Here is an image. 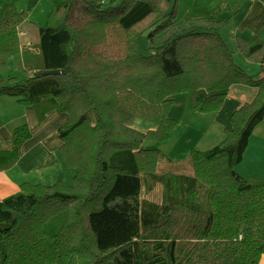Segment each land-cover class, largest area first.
<instances>
[{
    "label": "trees",
    "instance_id": "trees-1",
    "mask_svg": "<svg viewBox=\"0 0 264 264\" xmlns=\"http://www.w3.org/2000/svg\"><path fill=\"white\" fill-rule=\"evenodd\" d=\"M39 43L23 48L28 19L13 0L0 8V98L58 110L68 121L59 150L72 183H24L0 201V264H261L264 179L236 166L264 120V68H239L220 34L229 19H178L179 0H48ZM236 51L264 64V42ZM22 71L23 80L4 75ZM60 71L59 74L44 75ZM236 84L258 90L235 111L224 140L190 153L192 174L160 171L152 144L170 138L176 96L198 113L218 112ZM139 119L156 126L141 132ZM32 137L27 124L0 145V172L14 167ZM171 164V160L168 159ZM162 185L160 202L142 199Z\"/></svg>",
    "mask_w": 264,
    "mask_h": 264
},
{
    "label": "crops",
    "instance_id": "crops-1",
    "mask_svg": "<svg viewBox=\"0 0 264 264\" xmlns=\"http://www.w3.org/2000/svg\"><path fill=\"white\" fill-rule=\"evenodd\" d=\"M13 1L16 7V1L18 5L20 3L21 11H25L28 17L36 9L46 18L50 15L49 7L41 6L45 0ZM3 4L4 0H0V8ZM177 16L178 19L192 17L229 19L228 25L220 30V34L229 50L234 52L233 59L236 65L250 76L258 75L264 68V64L248 60L236 51L238 38L245 44H250L255 39L264 42V0H179ZM29 21L27 19L18 29L24 49L37 45L40 40L37 27L39 23L32 26ZM39 25L42 26V24ZM13 67L14 61L10 60L6 74L13 75L17 80H23V73L22 76L20 74L17 76V71ZM257 93L258 90L252 86L233 85L218 112L208 113L212 115L203 113L195 115L194 119L202 123V134H198L196 138L197 146L206 141L216 146V143L220 141L217 140L220 139V135L225 136L224 130L230 126L233 113L245 103L253 101ZM67 121V114L58 110L48 112L40 121L35 107L21 105L15 97L0 98V145L10 142L15 128L21 125L27 124L32 134V137L24 144L22 157L17 164L0 172V201L20 195L21 186L24 183L34 185H52L58 181L72 183L75 171L66 166L59 153L63 144L60 129ZM132 127L141 132L156 129L155 125L139 119L133 121ZM213 131L216 133V140L213 139L211 142ZM191 151L186 152L189 153V157ZM169 166L172 167L171 164ZM236 171L244 178L264 179V120L254 130L244 158L236 166ZM261 264H264V258Z\"/></svg>",
    "mask_w": 264,
    "mask_h": 264
},
{
    "label": "rangeland",
    "instance_id": "rangeland-1",
    "mask_svg": "<svg viewBox=\"0 0 264 264\" xmlns=\"http://www.w3.org/2000/svg\"><path fill=\"white\" fill-rule=\"evenodd\" d=\"M6 1L7 0H4V3ZM16 3L18 7L17 9L21 11L22 7L20 3L19 5L17 1ZM41 6L49 7V14H51L50 11H52V4L50 1L45 0ZM49 18L50 15H48V18H46L37 9L28 17V19L30 20V25L32 26H34L36 23L42 24V26H46L49 23ZM3 74L7 76L5 72H3ZM19 74L21 75L22 71H17L16 75L18 76ZM195 115H198V112L193 111L189 107V94H178L176 96V103L170 111V116L178 120V126L173 130L170 138L167 141L152 144L158 147L160 151L165 155V158H162L158 161V167L160 171L171 170L179 174H192L189 153L186 152H188V150H193L194 148H196V150L200 149L204 151L213 148L211 146H215L210 145V143L207 141L202 145L197 146L196 138L198 137V134H202V123L197 122V120L194 119ZM211 137H213L211 142H213V139L216 140V133L214 131L212 132ZM224 138L225 136L223 137V135H220V139L217 140L221 141L222 139L224 140ZM219 142L216 143V145H218ZM168 159H171L173 161V163H171L172 167L169 166L170 162L168 161ZM162 190L163 188L160 184L155 185L152 190L144 188L142 191V199L160 202L162 199Z\"/></svg>",
    "mask_w": 264,
    "mask_h": 264
},
{
    "label": "water",
    "instance_id": "water-1",
    "mask_svg": "<svg viewBox=\"0 0 264 264\" xmlns=\"http://www.w3.org/2000/svg\"><path fill=\"white\" fill-rule=\"evenodd\" d=\"M60 71H51V72H46L44 75H52V74H59Z\"/></svg>",
    "mask_w": 264,
    "mask_h": 264
}]
</instances>
